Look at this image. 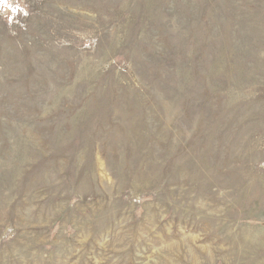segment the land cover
I'll return each mask as SVG.
<instances>
[{
	"label": "rangeland",
	"instance_id": "rangeland-1",
	"mask_svg": "<svg viewBox=\"0 0 264 264\" xmlns=\"http://www.w3.org/2000/svg\"><path fill=\"white\" fill-rule=\"evenodd\" d=\"M0 264H264V0H0Z\"/></svg>",
	"mask_w": 264,
	"mask_h": 264
}]
</instances>
